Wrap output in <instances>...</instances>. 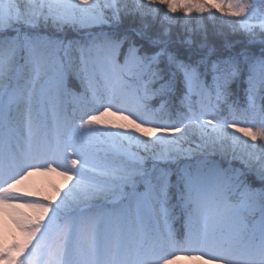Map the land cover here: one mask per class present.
Listing matches in <instances>:
<instances>
[{
    "label": "snow or ice",
    "instance_id": "obj_1",
    "mask_svg": "<svg viewBox=\"0 0 264 264\" xmlns=\"http://www.w3.org/2000/svg\"><path fill=\"white\" fill-rule=\"evenodd\" d=\"M5 210L0 264H264V0H0Z\"/></svg>",
    "mask_w": 264,
    "mask_h": 264
},
{
    "label": "rangeland",
    "instance_id": "obj_2",
    "mask_svg": "<svg viewBox=\"0 0 264 264\" xmlns=\"http://www.w3.org/2000/svg\"><path fill=\"white\" fill-rule=\"evenodd\" d=\"M106 119L114 120V117H106ZM121 122V121H118ZM126 123V122H125ZM61 177L55 174L35 175L26 181L27 188L32 191L35 187H47L52 185L62 186ZM23 211H28L23 209ZM23 235L13 222V213L10 210L0 211V244L18 242L22 240ZM175 264H201L198 260H193L187 255H180Z\"/></svg>",
    "mask_w": 264,
    "mask_h": 264
},
{
    "label": "trees",
    "instance_id": "obj_3",
    "mask_svg": "<svg viewBox=\"0 0 264 264\" xmlns=\"http://www.w3.org/2000/svg\"><path fill=\"white\" fill-rule=\"evenodd\" d=\"M176 15H177V16H183L182 13H177ZM205 15H206V14H205ZM216 15L219 16L220 14L217 13ZM56 186H58V185H56ZM52 187H53V185H52V186H47V187H41V186H37V187H35V188L32 190L33 193L37 194V195L34 196V198H43V196H44L45 194H50L51 191H52Z\"/></svg>",
    "mask_w": 264,
    "mask_h": 264
}]
</instances>
